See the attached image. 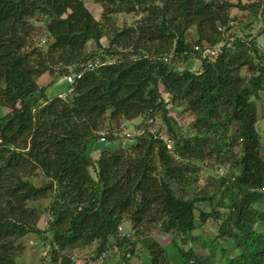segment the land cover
<instances>
[{
    "label": "trees",
    "instance_id": "16d2710c",
    "mask_svg": "<svg viewBox=\"0 0 264 264\" xmlns=\"http://www.w3.org/2000/svg\"><path fill=\"white\" fill-rule=\"evenodd\" d=\"M221 41L217 56L201 54ZM260 44L264 0H0V264H24L30 236L41 264H75L74 251L89 249L91 261L131 264L141 246V264H171L166 247L143 243L156 231L171 234L183 264H214L199 251L211 245L226 264H264ZM77 74L70 94L47 95ZM172 110L191 119L186 127ZM154 115L171 151L150 131ZM134 119L132 130L146 132L132 143L121 130ZM104 132L109 144L129 143L101 147ZM198 163L219 177L209 194L188 195ZM41 176L45 184L30 181ZM196 219L216 231L201 236Z\"/></svg>",
    "mask_w": 264,
    "mask_h": 264
},
{
    "label": "rangeland",
    "instance_id": "374dc122",
    "mask_svg": "<svg viewBox=\"0 0 264 264\" xmlns=\"http://www.w3.org/2000/svg\"><path fill=\"white\" fill-rule=\"evenodd\" d=\"M91 10H92L93 15L98 18V16H99L98 14L100 13L99 7L97 5H95V4H91ZM231 15H232V18H234L236 16H238V17L242 16V17H244L243 18L244 20L246 19V16L244 14L238 12V11H233L232 10L231 11ZM259 15H261V11L259 12ZM118 24L119 25L121 24V20L120 19H119ZM36 25L40 26L41 24L39 23V24H36ZM254 25H257V27H258V25L260 26L261 24L257 23V24H254ZM195 38H196V35H195L194 30H190L187 33V40L192 42V41H195ZM88 45H89L88 47L90 49L93 48V42H89ZM192 67L193 66L191 65V62L189 61L186 64V69L191 70L193 72L199 71V69H197V68L196 69H192ZM242 73H243L244 77L247 76L246 70H243ZM247 78H249V77H247ZM44 80H46V75H44L43 80H42L41 83H44ZM59 82L63 86L61 84H59ZM58 87L59 88H63V92L64 93H65V91L68 88L67 85L65 86L64 81L62 79L58 78L57 81L55 82V84L47 91V95L50 98L53 97V96H56L57 92L55 90L58 89ZM59 90H62V89H59ZM259 95H261V99L257 102V107H258L259 117H260L261 120L256 125V130L258 129V133L260 134V137L262 139V145H264V91L263 92L262 91L259 92ZM7 112H8L7 109L0 107V118L3 117V115L5 113H7ZM175 112H176L175 110L171 111L172 116L176 117V118H179L181 116V114L178 113V112H176V113ZM181 120L184 121L183 122V126L184 127L187 126L188 121H191V119H189L187 117H182V116H181ZM138 122H140V119H134L132 121H127V122L124 123L125 125L123 126V129L125 128L127 130H131L133 125H136ZM120 140H122V142H126V143H129V142L133 143V141H131V140H129V142H128V141H126V140H124L123 138L120 137L119 140H115V142L110 143V144H109V142L101 143V147L102 146L105 147V146L111 145L113 148L116 149V146L118 145ZM98 154H99V150L91 153L93 158H97L99 156ZM200 167H201V164L198 163L193 168V171H191V172L189 171L187 173L188 182L186 184H184V186H185V190L184 191L186 193H188V195H191L196 190L198 192L201 191L204 194H209L211 192L210 189H209V186L213 185L216 182V180L218 179V177H219L215 173V170H216L215 168L209 169V170H202ZM228 172L233 173L232 170H229ZM30 181H32L35 185H42V184H45L47 182V179H45L44 177L41 176V177H38V178L30 179ZM46 204H47V201H43V202L35 203L33 205L37 206L39 208H43ZM215 204H216V202L213 203V205H215ZM198 206L203 211L209 212V209H210L209 205H207L205 203H202V204H200ZM259 208H260L261 212H264V208L263 207H259ZM196 223H197V226H198L196 232L198 234H200L201 236H206L205 233H207V232H212L213 233V232L216 231L215 230V225H213L214 223L212 221H210V220L206 223L205 227L203 228L204 232L201 231L200 221H198V219H196ZM257 231L260 232V233H264V222L257 226ZM127 232H128V230H127ZM149 238H151L152 240H156L157 242H159L161 245H163L164 247H166L170 251L169 253L172 256L171 257V264H183L184 263L183 262L184 260L181 258V256L178 253H176V247L174 246V244H172L173 238H172L170 233H164V232H160V231L153 232L149 237H146L144 239L143 243H145V244L150 243L152 240L150 241ZM176 240H177V243H179L178 245H180L181 244L180 238H177ZM24 244H25L26 251H25L24 255L21 258H18V261L20 263H24V264H41L42 262L40 261V257L43 254L42 251H44V248H40L38 250V252L36 253V251L33 249V247L37 244V241L32 236L27 238L25 240ZM139 244L140 243H138L137 248L140 247ZM223 245H224V243H223ZM94 246H95V244H93L90 248L92 249V248H94ZM140 248L136 251L134 256H132V258L130 260L131 264H141L142 258H141V255H140L141 254ZM202 249L203 248H201L199 250L200 251V255L205 260L213 259L214 264H226V262L222 258L221 259L219 258L220 256H219V253H218V248L215 245H213V246L211 245L210 249L209 248L203 249V250ZM81 252L82 253H80L78 251H74L75 264H109V263H105L106 261H103L100 257L91 261V259H94L96 256H92L91 253H93V252L90 251V249L89 250H85V251L81 250ZM235 254L236 253H233V254L229 253L228 255L232 257Z\"/></svg>",
    "mask_w": 264,
    "mask_h": 264
},
{
    "label": "built area",
    "instance_id": "2783aa9c",
    "mask_svg": "<svg viewBox=\"0 0 264 264\" xmlns=\"http://www.w3.org/2000/svg\"><path fill=\"white\" fill-rule=\"evenodd\" d=\"M229 26H231L232 29H236L237 24L233 20H230ZM224 39H226V38H224ZM223 44H224V41H221L220 43H218L214 47H204V49L201 51V54L204 56H217V54L220 53V48H221V46H223ZM259 46H260V48H263L261 44ZM88 66L91 67V65H88ZM74 77L79 79L81 77V75L80 74H77L75 76H71V75L68 76L67 75L65 77V80H66L67 84L69 85V88L66 90V93H64V94H70L71 93V91H72L71 85L74 83ZM154 121H157V124L155 127H150V131L154 134V137L158 136L159 138H163L165 140L167 149L171 151V149L173 147V139L170 135H168L166 133V131L161 130V129L165 128V124L162 123V121L160 120V118H158L157 115L151 116V118L146 122L148 125H150L149 123H154ZM106 132L102 133V136L99 139L100 143L105 142V135H107ZM145 132H146L145 128H137V129H133V130L132 129L127 130L124 128L121 131V135L123 137H125L126 140H131L133 136H139V137L144 136ZM218 174L223 175L224 174L223 170L219 169ZM51 220H52V218L49 217L48 221L45 222V225L47 224V222H49ZM122 229L123 228H121V227L119 228L120 231ZM125 236L129 237L130 234L128 232H126Z\"/></svg>",
    "mask_w": 264,
    "mask_h": 264
},
{
    "label": "crops",
    "instance_id": "0c3cea01",
    "mask_svg": "<svg viewBox=\"0 0 264 264\" xmlns=\"http://www.w3.org/2000/svg\"><path fill=\"white\" fill-rule=\"evenodd\" d=\"M262 47L264 48V44H262ZM191 62V65L193 66L192 67V69H198V68H200V62H198V61H190ZM185 67H186V65H185ZM63 80V79H62ZM64 81V80H63ZM59 84H61L60 82H59ZM62 85V84H61ZM63 86V85H62ZM59 88V87H58ZM60 89H62L63 90V88H60ZM62 93H64V92H62ZM139 123V122H138ZM137 123V124H138Z\"/></svg>",
    "mask_w": 264,
    "mask_h": 264
}]
</instances>
